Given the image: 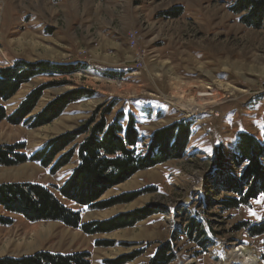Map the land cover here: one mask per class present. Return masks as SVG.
I'll return each instance as SVG.
<instances>
[{"label": "rangeland", "instance_id": "rangeland-1", "mask_svg": "<svg viewBox=\"0 0 264 264\" xmlns=\"http://www.w3.org/2000/svg\"><path fill=\"white\" fill-rule=\"evenodd\" d=\"M234 2L0 0V67L19 60L84 64L68 75L35 76L9 100L0 99L7 114L46 82L66 80L47 88L30 116L66 91L79 87L95 91L92 98L69 104L58 118L41 126L0 121V145L25 143L23 151L31 155L54 137L78 129L100 106L112 102H116L113 114L123 109L138 117L144 144L159 127L179 119L193 122L186 155L140 170L109 188L99 201L110 202L126 192L141 194L108 208L81 206L59 192L78 164L77 155L58 171L37 161L0 166V183L48 186L61 202L81 212L82 222L107 220L152 204L156 209L133 226L91 234L58 221L31 222L0 209L14 221L0 224V257L39 250L89 251L91 264H147L160 242L195 217L212 246L204 251L182 236L177 242L181 250L171 264H234L230 254L240 245L255 248L264 264L263 237L239 228L243 222L263 220L264 193L249 205L229 210L210 201V177L218 167L215 147L222 145L228 153L240 131L260 137L264 130V22L261 28L248 26L231 9ZM177 5L183 8L181 16H163ZM134 35L137 43L132 47ZM204 89L211 94L203 96ZM230 171L239 173L234 166Z\"/></svg>", "mask_w": 264, "mask_h": 264}, {"label": "trees", "instance_id": "trees-1", "mask_svg": "<svg viewBox=\"0 0 264 264\" xmlns=\"http://www.w3.org/2000/svg\"><path fill=\"white\" fill-rule=\"evenodd\" d=\"M231 9L236 14H241L240 20L248 26L262 27L264 0H235ZM162 14L165 18L179 17L183 14V8L177 5L171 13ZM83 65L79 62L19 60L14 66L0 67V99L9 100L23 84L35 76L68 75ZM65 83L66 80L52 81L35 87L11 114H7L6 107L0 103V121L41 126L58 118L69 104L95 95V91L91 89L75 88L57 96L41 112L30 116L47 88ZM115 106L116 102L100 106L78 129L54 137L31 155L23 151L25 143L0 145V166L37 161L43 166H51L52 171H58L77 155V166L64 184L58 187L65 198L93 209L108 208L134 200L141 193L126 192L120 196L122 198H115L110 202L99 201L109 188L126 181L136 172L171 159L183 158L193 136V122L179 119L159 127L144 144L138 129V117L123 109L113 114ZM81 136H85L84 139L74 144ZM67 148L68 152L62 153ZM215 150L218 167L210 177V191L213 195L211 205L218 204L222 210L235 209L249 205L264 193V130L260 137L248 131H240L228 153L222 145H217ZM231 166L238 168L239 173L230 171ZM220 191L224 195L219 198ZM0 209L21 215L31 222L58 221L89 234L133 226L156 212L155 205L152 204L117 214L107 220L82 222L81 212L61 202L50 187L29 181L0 183ZM13 222V219L0 213V224L12 225ZM184 225L177 227L168 239L158 244L147 264H171L176 261L181 250L177 242L182 236L194 242L201 250L206 251L212 246L213 241L207 236L203 223L191 217ZM239 228H247L251 236H262L264 242V219L256 223L243 222ZM197 254H200L199 251ZM136 256L138 255L135 254L133 258ZM262 258L264 259V252ZM0 264H91V253L39 250L29 255L0 257Z\"/></svg>", "mask_w": 264, "mask_h": 264}, {"label": "bare ground", "instance_id": "bare-ground-1", "mask_svg": "<svg viewBox=\"0 0 264 264\" xmlns=\"http://www.w3.org/2000/svg\"><path fill=\"white\" fill-rule=\"evenodd\" d=\"M201 91L204 92L203 96L207 94L209 95L210 93L209 92L210 90L207 89ZM230 256H232L230 262H233L234 264H260L259 254L253 247H249V246L246 247L245 245H240L237 249L234 248V250H232ZM187 264H191V263L188 262Z\"/></svg>", "mask_w": 264, "mask_h": 264}, {"label": "built area", "instance_id": "built-area-1", "mask_svg": "<svg viewBox=\"0 0 264 264\" xmlns=\"http://www.w3.org/2000/svg\"><path fill=\"white\" fill-rule=\"evenodd\" d=\"M136 43H137V39H136V36L134 35L133 40H132V47H134ZM140 65L141 63H139L137 66H140Z\"/></svg>", "mask_w": 264, "mask_h": 264}, {"label": "crops", "instance_id": "crops-1", "mask_svg": "<svg viewBox=\"0 0 264 264\" xmlns=\"http://www.w3.org/2000/svg\"><path fill=\"white\" fill-rule=\"evenodd\" d=\"M127 49V48H126ZM128 51H129V49H128ZM129 55H130V53L131 52H127ZM133 54H134V52H133ZM131 56H132V54H131ZM242 131H245V130H242ZM246 131H248V130H246ZM249 132V131H248Z\"/></svg>", "mask_w": 264, "mask_h": 264}, {"label": "snow or ice", "instance_id": "snow-or-ice-1", "mask_svg": "<svg viewBox=\"0 0 264 264\" xmlns=\"http://www.w3.org/2000/svg\"><path fill=\"white\" fill-rule=\"evenodd\" d=\"M262 219H264V217H262Z\"/></svg>", "mask_w": 264, "mask_h": 264}]
</instances>
